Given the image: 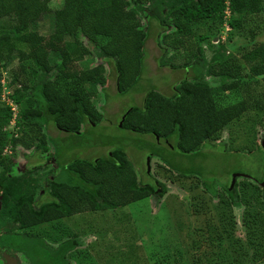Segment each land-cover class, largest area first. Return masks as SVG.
Listing matches in <instances>:
<instances>
[{"label": "rangeland", "instance_id": "1", "mask_svg": "<svg viewBox=\"0 0 264 264\" xmlns=\"http://www.w3.org/2000/svg\"><path fill=\"white\" fill-rule=\"evenodd\" d=\"M66 1L43 0L50 14L34 28L45 40L51 33L53 13ZM127 1L136 10L145 36L139 77L128 91L119 94L112 67L93 56L85 57L79 63L71 62L68 68L84 76L90 75L93 66L101 65L106 80L104 92L97 88V97L93 100L101 121L80 126L78 136L57 131L48 122L45 130L40 131L50 138L44 141L46 150L33 151L35 145L39 147V140H35L39 135L15 124L18 109L9 101L12 90L19 87L17 82L26 85L27 89L34 84L33 65L25 62L24 70H21L20 63L14 60L5 69L0 62V105L10 107L11 121L15 117V121L3 129L7 144L2 155L10 159L7 177L11 181L16 177L30 180L34 188L30 198L39 195L35 205L40 201V204L43 201L60 204L55 197L58 196L56 190L52 193V184L57 185L61 178H69L72 187H76L80 183L77 162L87 168L96 159H107L114 148L123 150L136 182L162 185L164 192L160 197L151 195L120 209L85 212L44 223L29 233L39 235L52 247L66 238H75L79 244L68 254L69 264H264V201L260 185L264 182V149L259 148L264 136V110L246 111L210 137L206 144L198 146L193 154H181L150 135L118 128L123 112L130 107L141 108L148 91L172 96L179 82L191 76L190 69L193 68L189 66L193 58H189L187 68L183 69L181 65L185 55L196 48L194 37L205 34L204 27L199 26L182 38L189 41L186 48H171L163 43L162 32L154 20L145 26L142 10L148 7L149 1ZM239 22L235 28L229 29L225 25L218 28L221 41L225 37L229 40V44L225 41L226 47L221 53H229L235 58L228 60L233 76L204 77L213 86L233 83L232 89L216 95L221 106L247 97L264 101V76H250L241 61L242 53L264 42V8ZM168 29L173 30L172 27ZM210 41L215 44L217 39ZM81 43L91 48L85 40ZM201 49L208 63L215 51L205 44ZM13 77L15 83L10 86ZM26 106L27 103H22L18 107ZM22 135L30 139L27 140V144L32 145L30 148L11 145L10 138L21 144ZM187 173L194 175L181 176ZM232 175H236L233 180ZM49 178L52 183L47 188ZM203 180L211 185L216 196H210L204 190ZM231 181V189L235 186L238 197L236 204L231 203L226 191ZM157 191L161 192L159 186ZM73 194L67 199L74 203ZM52 237L59 241L52 242ZM13 238L14 245L25 248L27 236ZM4 253L0 251V264H4ZM14 255L19 264H30L21 253L14 251Z\"/></svg>", "mask_w": 264, "mask_h": 264}, {"label": "trees", "instance_id": "2", "mask_svg": "<svg viewBox=\"0 0 264 264\" xmlns=\"http://www.w3.org/2000/svg\"><path fill=\"white\" fill-rule=\"evenodd\" d=\"M148 1V7L142 10L145 26L154 20L165 45L176 50L183 46L186 48L189 41L182 38L199 26L204 27L205 34L194 37L196 48L185 55L181 65L183 69L187 68L189 58H193L189 66L193 68L190 69L191 76L179 82L172 96L148 91L141 108L130 107L123 112L118 128L150 135L181 154H193L198 146L206 144L210 137L246 111L264 110V101H256L259 98L247 97L233 104L219 105L216 95L232 89L233 83L213 86L204 78L233 76L228 60L235 58L229 53H221L226 47L225 41L229 44V40L225 37L221 41L218 28L220 25L229 29L237 27L243 17L260 12L264 8V0ZM49 14L43 0H0V62L3 68L6 69L14 60L20 63L21 70H24L25 62L33 65L31 75L35 78L34 84L27 89L26 85L17 82L19 87L13 89L9 96V101L18 109L15 124L39 135L35 137L40 142L39 147L35 145L33 151L46 150L44 141L50 138L40 131L45 130L48 122L57 131L78 136L80 126L101 121L93 100L97 97V88L104 92L103 67L95 65L90 75L84 76L68 68L71 62L79 63L91 56L99 59L113 68L116 91L123 94L137 81L143 58L144 32L140 29L136 10L129 6L127 0H68L53 13L51 33L45 40L34 26ZM169 27L173 29L171 32ZM210 39H217V42L212 44ZM81 40L91 48L84 46ZM202 44L215 51L208 63L203 57ZM241 61L250 76H264V42L242 53ZM25 70L29 68L25 67ZM14 83L13 77L9 85ZM1 89L0 84V92ZM253 102L256 103L251 104ZM22 103L28 106L18 107ZM11 118L10 107L0 105V238L4 237L3 241L0 240V249L17 251L30 264H69L68 254L79 244L75 238L59 241L52 237V242L59 241L56 247H52L39 235L29 232L54 220L68 219L85 212L116 210L151 195L162 196V185L136 182L123 150L114 148L107 159H96L90 166L86 164L87 168L77 162L80 183L76 187H72L69 178H61L57 185L52 184V193L55 189L58 195L55 197L60 204L52 201L40 204V201L35 205L39 195L30 198V192L34 191L30 180L16 177L11 181L7 177L11 162L2 155L7 144L3 129ZM21 138V144L10 138L11 145L32 146L27 144V140L30 141L27 135ZM151 154L155 156L154 152ZM192 175L181 174L183 177ZM50 179L47 188L51 187ZM202 185L210 196H216L209 183L203 180ZM158 186L161 192L157 191ZM261 189L264 201V187ZM226 191L231 203L236 204L235 186L226 188ZM72 193L75 195L74 203L67 199ZM19 236H27L25 248L13 244V237Z\"/></svg>", "mask_w": 264, "mask_h": 264}, {"label": "water", "instance_id": "3", "mask_svg": "<svg viewBox=\"0 0 264 264\" xmlns=\"http://www.w3.org/2000/svg\"><path fill=\"white\" fill-rule=\"evenodd\" d=\"M122 119H123V118H121V121H122ZM118 127H120V123H118ZM260 145H261V148L264 149V140L261 141V144H260ZM236 175H237V174H236ZM236 175H232V180H233L234 176H236ZM240 175H241V174H238V176H240ZM232 184H233V181H231V184H230L229 189H231ZM260 185H261V187H264V182L261 183ZM4 258H5V256H4ZM5 259H6V258H5ZM6 261H7V260H6ZM8 261H10V264L13 263V260H11V259L8 260ZM8 264H9V263H8Z\"/></svg>", "mask_w": 264, "mask_h": 264}, {"label": "crops", "instance_id": "4", "mask_svg": "<svg viewBox=\"0 0 264 264\" xmlns=\"http://www.w3.org/2000/svg\"><path fill=\"white\" fill-rule=\"evenodd\" d=\"M5 251H6V252H5V253L3 254V256H2V257H3V262H4V264H8V260H10V259H9V258H10L9 255H10L11 253H8L7 251H9V252L12 251V252H13L14 250H5ZM4 256H5L6 259L4 258ZM6 260H7V261H6ZM16 262H18L17 264H19V261H18V258H17V257H16Z\"/></svg>", "mask_w": 264, "mask_h": 264}, {"label": "flooded vegetation", "instance_id": "5", "mask_svg": "<svg viewBox=\"0 0 264 264\" xmlns=\"http://www.w3.org/2000/svg\"><path fill=\"white\" fill-rule=\"evenodd\" d=\"M14 246V245H13ZM8 250H12V249H8ZM0 251H2V252H6L5 250H3V249H0ZM8 253H11L9 256H10V258L9 259H11V260H13V263H11V264H17V262H16V260H15V255H16V253H15V255H14V251L12 252V251H7ZM2 255V254H1ZM9 262V264H10V261H8Z\"/></svg>", "mask_w": 264, "mask_h": 264}, {"label": "built area", "instance_id": "6", "mask_svg": "<svg viewBox=\"0 0 264 264\" xmlns=\"http://www.w3.org/2000/svg\"><path fill=\"white\" fill-rule=\"evenodd\" d=\"M225 14L228 15V12L226 11ZM12 110H13V109H12ZM11 112H12V111H11ZM12 115H13V112H12ZM14 118H15V117H13L12 121H10V122H14V121H15Z\"/></svg>", "mask_w": 264, "mask_h": 264}]
</instances>
